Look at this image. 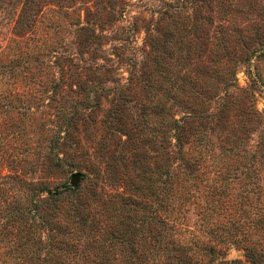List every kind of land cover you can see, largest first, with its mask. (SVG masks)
I'll use <instances>...</instances> for the list:
<instances>
[{"label": "rangeland", "instance_id": "obj_1", "mask_svg": "<svg viewBox=\"0 0 264 264\" xmlns=\"http://www.w3.org/2000/svg\"><path fill=\"white\" fill-rule=\"evenodd\" d=\"M156 106L163 112L155 118ZM187 106L197 110L193 140L203 137L214 165L209 182L234 205L225 220L248 188L257 191L252 219H264V0H0V143L28 152L2 167L9 177L0 178V238H47L26 208L33 203L68 232L69 257L101 254L104 226L122 208L135 212L131 193L142 177L181 164L165 126ZM196 143L187 144V158ZM243 163L252 177L235 175ZM65 186L74 192L60 196L61 213L41 202ZM194 209L190 228L199 222ZM227 260L251 264L234 246Z\"/></svg>", "mask_w": 264, "mask_h": 264}, {"label": "trees", "instance_id": "obj_2", "mask_svg": "<svg viewBox=\"0 0 264 264\" xmlns=\"http://www.w3.org/2000/svg\"><path fill=\"white\" fill-rule=\"evenodd\" d=\"M158 65L159 72L156 73V77H159V80L160 77L163 79L157 91H161L164 87L165 76L160 70L163 64L160 62ZM186 85H188L187 82H184L183 86ZM57 86L58 83H55L54 87ZM162 96L165 97L166 93L163 92ZM184 103L187 105L186 102ZM156 107L153 112L155 118L163 112L162 108ZM22 108L27 112L30 104ZM187 110L189 111L181 119L173 118L165 126V128L169 126L172 129V138L175 140L181 164L177 166L175 172L170 168L164 172H156V175L154 172L142 177L144 179L141 184L134 188V193H131L137 197L135 208H133L135 212L126 214L125 211L128 208H122L119 214L121 217H118L120 220L111 219L104 226L102 243L99 248L97 244L95 245L97 249H103L101 254L85 253L73 260L74 257L71 258L65 254L68 251L64 236L68 232L66 233L57 222L46 218L43 206L32 203L30 208L26 206L30 211L29 214L35 218L41 217V228L49 231L46 233L49 235L39 240L33 237V233L23 239L8 237V242L0 238V264H239V261L227 260V253L231 246L244 250L249 263L262 264L264 260V219L256 221L251 217L252 201L257 191L254 188L244 189L237 202V208L229 214L233 216L232 220H225L226 213L234 205H231L229 192L225 188L220 191L209 182L207 172H210L208 169L212 170L214 165L212 161L209 162L210 158H207V154H204L207 147L202 144L203 137L193 140L200 137L198 131L195 132V126L192 123L189 124L191 120L198 118L197 110L193 106H187ZM75 117L76 114L68 119L64 132L67 131V127L71 126ZM164 117H166V112ZM191 137L192 140L189 141ZM184 138L187 140L184 141ZM4 139L6 141V138ZM61 140L62 138L53 140L51 145L58 148ZM5 141L0 143V178L6 179L9 175H3L6 168L2 169V167L5 164H7L5 167H9L18 161L21 162L23 159H19V156L27 155L28 152L23 151L22 144H17L18 150L9 153L8 143ZM189 143L198 145L194 148L197 155L187 158L186 147ZM38 154L44 153L40 151ZM46 158L52 159L49 156ZM133 163L142 167L143 161L140 155L135 156ZM252 167V165L243 163L237 168L235 175L241 177L250 170L249 175H246L252 177L254 173ZM262 191L264 193V190ZM73 192L72 188L65 186L63 190L50 192L49 197L40 198V200L41 202L50 200L55 206L53 210L61 213L62 210L58 206L60 196ZM258 192L262 196L261 191ZM217 193L219 198L216 200ZM4 199L5 193H0V217L4 210ZM192 206L197 207L194 210L198 211L199 222L190 228L187 214ZM258 208L264 209L263 207ZM22 211L18 219L20 221L24 220L25 208ZM80 219L83 223L87 221L86 216L81 215ZM8 220L15 222L13 212L9 214ZM10 230L11 228L7 232ZM61 233L63 237L59 242ZM0 235H2L1 230Z\"/></svg>", "mask_w": 264, "mask_h": 264}, {"label": "water", "instance_id": "obj_3", "mask_svg": "<svg viewBox=\"0 0 264 264\" xmlns=\"http://www.w3.org/2000/svg\"><path fill=\"white\" fill-rule=\"evenodd\" d=\"M77 177H78V176H75V177H74V180H75V181H77Z\"/></svg>", "mask_w": 264, "mask_h": 264}]
</instances>
